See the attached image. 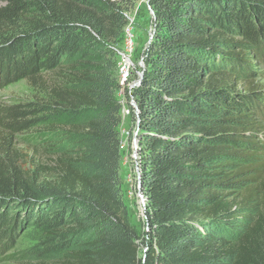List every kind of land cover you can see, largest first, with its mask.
<instances>
[{
    "label": "trees",
    "instance_id": "obj_1",
    "mask_svg": "<svg viewBox=\"0 0 264 264\" xmlns=\"http://www.w3.org/2000/svg\"><path fill=\"white\" fill-rule=\"evenodd\" d=\"M136 2L0 0V89L34 93L0 108V257L33 229L41 264H264V90L247 75L264 0L150 1L145 236L124 199L114 50Z\"/></svg>",
    "mask_w": 264,
    "mask_h": 264
},
{
    "label": "rangeland",
    "instance_id": "obj_2",
    "mask_svg": "<svg viewBox=\"0 0 264 264\" xmlns=\"http://www.w3.org/2000/svg\"><path fill=\"white\" fill-rule=\"evenodd\" d=\"M151 0H137L133 11L127 13L128 21L133 20L136 25V32L138 36L137 50H136V61H138L147 47L149 48L151 43L150 33L155 31V20L156 13L150 5ZM154 16L152 15V13ZM151 40V41H150ZM147 48V49H148ZM147 50L145 51V53ZM253 57V58H252ZM251 63L255 73L251 77L250 73H247L249 79H252L264 90V61L256 55H251ZM145 64V63H144ZM146 67V64H145ZM34 96L33 91L26 81H21L10 85L6 88L0 89V108L14 105L25 104L32 100ZM120 131L122 128L120 127ZM36 132H25L18 134L13 138V144L19 151L30 152L32 143L37 141ZM122 137V134H121ZM125 153L123 152V158ZM123 179V191L126 205L128 206L129 215L131 221L135 227H137L141 236H145L147 232V213L144 207L138 204L135 196L130 197L128 194L134 189V181L131 178L130 167L122 163L121 171ZM140 255L143 253V245L140 241ZM40 243L38 240V233L33 229L22 231L17 237L15 242L12 244V249L5 252L0 257V264H41L40 259Z\"/></svg>",
    "mask_w": 264,
    "mask_h": 264
},
{
    "label": "built area",
    "instance_id": "obj_3",
    "mask_svg": "<svg viewBox=\"0 0 264 264\" xmlns=\"http://www.w3.org/2000/svg\"><path fill=\"white\" fill-rule=\"evenodd\" d=\"M152 15L154 16L153 13ZM154 34L155 31L150 33L151 40L153 39ZM137 41L138 36L136 32V25L134 24L133 20H130L124 29L121 44L115 47L114 50L116 51L119 59L118 79L120 90L118 96L122 105L121 151L125 153L123 163L130 167L131 178L134 181V185L132 186L134 190H131L128 194L131 198L135 196L138 204L146 209L147 199L141 189V111L134 93L142 85V80L146 69L144 64L146 59L145 51L148 50V47L143 50L140 59L136 61Z\"/></svg>",
    "mask_w": 264,
    "mask_h": 264
},
{
    "label": "crops",
    "instance_id": "obj_4",
    "mask_svg": "<svg viewBox=\"0 0 264 264\" xmlns=\"http://www.w3.org/2000/svg\"><path fill=\"white\" fill-rule=\"evenodd\" d=\"M124 165H125V167H126V166H128V165H127V164H125V163H124Z\"/></svg>",
    "mask_w": 264,
    "mask_h": 264
}]
</instances>
